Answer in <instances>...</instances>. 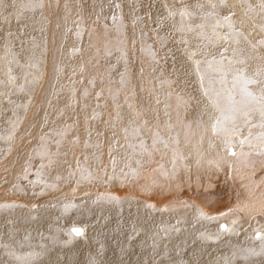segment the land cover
Here are the masks:
<instances>
[{
    "label": "bare ground",
    "instance_id": "6f19581e",
    "mask_svg": "<svg viewBox=\"0 0 264 264\" xmlns=\"http://www.w3.org/2000/svg\"><path fill=\"white\" fill-rule=\"evenodd\" d=\"M80 1L83 10L78 12L79 26L86 21V28L89 27L92 21L88 14L103 23L102 19L116 14L118 18L125 16L126 31H113L120 33L122 47L135 53L130 40L141 30L136 26L137 13L128 8V0H123L122 7L117 0ZM236 1L241 4L235 5L234 0L142 1L145 10L158 13V19L149 23L153 31V46L146 55L150 70L143 78L135 75L137 83L131 85V90L138 88L137 94L129 96L128 106L121 104L125 98L118 97L111 108L112 101L105 100L108 94L93 99L105 104L102 111L101 105L92 108L97 123L103 124L100 132H94L97 139L86 135L83 140L78 135L71 143L72 138L68 140L66 136L49 146L53 142H49L50 134L42 137V132H32L31 140L24 136L26 151L18 164L29 162L30 176H16L23 172L22 166L14 167L16 153L3 162L13 164L17 173L0 186V264H264V235L257 237L258 232L264 234V140L259 139L264 133L259 126L264 115L253 106L238 112L234 123L227 121L216 126L221 108L228 105L226 90L234 87L231 69L246 70L248 77L261 81L249 85V90L257 95L264 93V7L259 6L263 5L261 0ZM33 2L29 1L31 6ZM6 3L15 11L9 20L13 31L32 35L28 39L29 50L16 64L11 62L15 70L11 79L5 75L9 85L6 97L3 90L0 97V101L5 100L0 106V156L19 138L13 132L20 127L28 104L35 100L40 104L51 102L53 109L64 103L58 92L50 89L53 76L41 73L44 66L50 69L51 64L53 69L56 59L68 66L73 53L67 41L61 47L64 41L58 36L65 25V19L60 20L58 15L61 1L54 4L52 0H36L37 12H30L31 6L25 0ZM2 5L0 0V8ZM225 16L230 18L225 21ZM98 23H94L93 31L99 39L103 27L97 29ZM157 24L165 28L166 38L171 39L166 46L158 42L153 29ZM104 29L105 35L113 34L109 28ZM92 38L96 40L95 36ZM60 51L61 59L57 57ZM120 53L108 49L101 54L108 68L104 74L108 82L122 81L126 64ZM208 61H213L214 68L223 66L229 75L226 83L215 84L205 94L209 88V74L205 72ZM25 67L30 72L24 71ZM42 75L45 78L41 79ZM41 81H46L44 87L34 89ZM150 84H156L155 91L146 89ZM235 88L239 100V85ZM29 90L36 91V95L25 96L24 91ZM65 90L72 91L73 86L68 85ZM221 91L217 102L215 92ZM160 94L162 98L158 97ZM91 97L90 92L87 99L90 101ZM67 103L76 107L71 101ZM82 104L90 107L84 101ZM157 113L166 118L168 130L160 129ZM123 126L130 138L135 135L133 127L139 126L142 146L137 147L131 139L136 149L133 157L125 155L120 160L119 142L111 149L110 135L121 134ZM146 135L155 136L157 141ZM241 140L245 142L241 144ZM65 146L67 152L63 156L60 152ZM74 227L83 229V234L76 235Z\"/></svg>",
    "mask_w": 264,
    "mask_h": 264
},
{
    "label": "rangeland",
    "instance_id": "374dc122",
    "mask_svg": "<svg viewBox=\"0 0 264 264\" xmlns=\"http://www.w3.org/2000/svg\"><path fill=\"white\" fill-rule=\"evenodd\" d=\"M25 1H27L28 6H31L29 1H32V0H25ZM55 1H61L60 7L62 10L59 12L58 15L61 17L60 20L65 19V25H63V29L59 28L60 30H59L58 36H60V39L62 38V41H64V43L62 44L61 47H64L65 41H67V43H68L67 47L71 48L73 51V53L71 55V59H69V61H68V64L72 68L70 69L69 65L63 66V62H61V60H59V59H56L57 61H56V64L53 65V69H52L51 64H50V69L48 67L44 66L43 67L44 70L41 74H43L45 76H49V75L53 76V78H54L53 82L54 83L51 82V85L52 84L53 85L50 87V89L53 87L52 90L55 89V91L58 92V94H59L58 98L61 101H63L64 103L62 105L58 104L53 109L50 107V105L52 104L51 102L43 101L40 104L39 100H37V101L35 100V102L32 103V105L28 104V109L24 110L23 118L21 119V122L19 124L20 127H17V129L13 132L14 137L16 136L19 138L14 139V142L12 143L10 148L7 149L8 151L6 150L7 152L3 153L4 156L3 155L0 156V158H1L0 159V186L3 183H5L9 177H11L17 173V171H14V169H13V166H14L13 164L3 163V162H7L6 158L11 156L13 153H16L15 160L13 161L16 164V166H14V167L18 166L21 169V166H22V168H23V172H21V170H20L21 173L17 174L16 176H20L22 173H26L29 176L31 175V173L28 171V168L30 167L29 162L26 161V163H25V161H22L18 164L21 154H23L26 151L24 149L25 147L23 144L27 140V138L25 139L24 136L27 135L26 137L29 136V139H30V137L33 138V136H34L32 134V132L35 134L36 133L39 134L40 132H42V135H41V133L39 134V136H42V137L48 136L47 134H50L52 136H50L49 142H51V141H53V142H51L49 144V146H51L52 143H57L60 138L64 139L66 136H69L68 140H70L72 138L71 143H74L75 138L78 135L80 137L82 135V139L86 140V135H88V136L94 135V132H95V134H97L98 132H100V129L103 127L102 122L97 123V117H96L95 112H94L95 110L92 108L98 107L99 105H101V110H99V111H102L105 107V104L102 103L101 101L100 102H93L94 101L93 99L97 100L98 97L102 99L104 95L108 94L110 96L105 100L106 101H108V100L112 101L113 104H111L109 101L108 102L110 104V107L113 108L114 104L117 103L116 102L117 98L123 97L125 99L123 101H121V104L126 103V106H128L129 96L130 95L133 96L134 93L137 94L138 88L131 90L133 88L131 85L135 86L134 82H136L135 80L137 79V77H136L137 74H141V76L142 75L144 76L145 72H148L150 70V65L148 64V63H150V59L147 56L149 55V49L151 48V46H153L152 45L153 42L151 41V39H153L152 38L153 33H151V32H153V31L151 30V25L149 23H152V24L156 23V21L158 19V17H157L158 13H155L153 10L152 11L147 10V9L145 10V7H143L144 6L143 2L145 0H142L143 2L141 0H128L129 1L128 8L135 10L134 12L137 13L136 14L137 18H135V19H137V21L136 20L135 21L138 23H136L135 21L134 22L136 23V26L138 25L139 30H141L140 34H138L137 37H134V38H138V40H135L133 37H131V35H129L132 38L130 41L136 50L135 53L132 52L131 48L125 49L124 47H122V45L120 44L121 41L118 39V36L120 33L119 32L115 33L113 31V29L122 30L124 32L126 31L125 30L126 29L125 24L128 22V20H126L125 16H123V17L120 16L121 18H118V15L116 14V16L106 18V19H102L104 21V23H103L99 19H97V20L94 19L91 14L90 15L88 14V16H89L88 20L92 21V22L89 25V27L86 28V21L83 22L84 25H82V26H79V23L77 21L78 12L79 11L82 12V10H83L82 3L80 0H52V2H54V4H55ZM148 1H151V0H148ZM234 1L235 2H233V3L235 5H236V3L237 4L240 3L236 0H234ZM261 2L264 5L263 0H261ZM123 3H124V1L121 2V0H119V1L117 0V4L120 5L121 7H122ZM259 6H260V8H262L261 4H259ZM37 9L38 8L36 5V0H34L33 5L31 7H29L28 10L30 12H37ZM137 10L139 13L137 12ZM124 14H126V12ZM138 14L140 17H142V19H138V17H139ZM14 15H15V11L12 9L11 6H9L6 3V0H3L2 8H0V74H2V75H0V97L1 98L3 97V96H1L2 90L4 91V97H6L5 96L6 95L5 89L9 85V83L6 81L7 78L5 77V75L10 76L11 72H15V70H13L14 67H12L11 62L16 64L17 61L20 59L21 55L23 53H25L27 50H29L28 39L32 35L30 33H25V32L20 33L16 30L13 31L12 25H9V20ZM143 16H145V17L143 18ZM95 22H97V23L99 22L98 23L99 26L97 27V29L102 28V27L104 29L107 27L112 31L113 34L112 35H109V34L105 35L103 33V29H102L101 33L103 36L100 35V38L98 39V34L95 31H93L94 30L93 25ZM139 22H141L142 24ZM100 25H102V26H100ZM147 27L150 29L149 34L151 35V37H149L150 36L148 34L149 29ZM153 29L156 33V36H158V42L160 43V45L166 46L167 42H169L171 39L166 38L165 28L160 27L158 25V27H154ZM104 31L107 32L109 30L104 29ZM170 32L172 35L173 31L170 30ZM160 33H162V34H160ZM171 35L169 34V36H171ZM92 36L96 37L95 41H93ZM106 39L113 41V44L108 43ZM130 41L127 40V43H129ZM36 42H37V37H35V43ZM69 42H70V44H69ZM145 42H146V44H145ZM106 47L109 49L110 52H112V51L118 52L119 51V53L120 52L122 53V54L120 53L121 60L124 61L126 66L123 67V70L125 69V71H123L124 73L120 76L122 78V81H120V82H117V80H114L116 82L111 83V81L108 82L106 79L105 75H106V71H108L107 70L108 68H106L103 57H101L102 56L101 54H103V51H105V50L108 51V49ZM145 48H146V51H145ZM10 50H12V53H10ZM58 56L62 57V51H60V54L58 53L57 57ZM61 57H60V59H61ZM146 58H147V60H146ZM131 59H132V61H131ZM143 60L145 61V63ZM146 61H148V62L146 63ZM102 63H104V64H102ZM129 67H130V69H128ZM15 68H16V66H15ZM99 68H100V70H98ZM132 68L135 70H133ZM24 69H25L24 71H26V67ZM51 70H52V74H51ZM140 70L141 71L143 70L142 73L140 72ZM131 71H133L135 73H133ZM26 72H30V69ZM97 72H98V74H97ZM131 73H133L134 75ZM34 74H35V72H34ZM43 75L41 76V79L45 78V76L43 77ZM16 76L18 78V74ZM143 76H142V78H143ZM132 77H133V79H132ZM9 78L11 79V76ZM129 80H130V82H129ZM44 82H46V81L39 82L38 85H36V87L34 86V89L37 90L38 86L40 88H43L45 85ZM18 83H20V81H18ZM68 85L73 86L72 91H69V90L64 91V89ZM155 85L156 84H152V85L150 84L147 86L148 88H146V89L151 92V88H152L155 91L156 90L155 89L156 87H154ZM29 86L31 89H33L32 83H30ZM144 91H145V89H144ZM90 92L92 94V97H91L92 100L89 101L87 99V97L90 96ZM24 93H25V96L29 97L31 94H33V96H35L37 92L34 91L33 93H31L29 90L26 92L24 91ZM156 97H157V94H156ZM158 97L162 98L161 94L158 95ZM52 98H53V94L51 97H49V99L51 100ZM147 99L149 100L150 97ZM56 101L59 103L58 100H56ZM67 101H71L72 104L75 103L76 107L74 108V107H72V105L68 106ZM82 101L89 103L90 107L88 108V107H86L85 104L83 105ZM198 101L200 102V100H198ZM4 103H5V100L1 99L0 106L2 107V105ZM200 104H201V102H200ZM70 107H72V112L69 114V108ZM117 107H119V105H117ZM31 108H33V110ZM159 108H160V105H158V109ZM50 110H51V112H50ZM65 111H68V112L65 113ZM116 111H119V109H116L115 112ZM36 112H37V114H36ZM112 116H114V114H112ZM47 117L49 120L47 119ZM44 119H45V121H44ZM155 119H156L161 130H168L166 118L163 117L161 113H159V114L157 113V116H155ZM250 125H252V124H250ZM36 126H37V128H36ZM224 126H226V125H224ZM48 128H50V129H48ZM133 128L135 130V135L133 138H130V136L128 135L127 130L124 126L122 128H120V130L122 131L121 134L112 132L110 135L111 149L117 144V140L119 142V147L121 148V153L119 155L120 160L123 159L125 155H128L130 159L133 157L132 152H134L136 149L132 147L131 139H132V141H134V145H136L137 147L140 145L142 146L141 140L139 138L140 137L139 126H138V128L135 126ZM27 129H29V130H27ZM90 129H93V130H90ZM25 131H26V133H25ZM19 134L21 135V137ZM146 136L154 137V139L157 141L156 137L153 135H146ZM42 137L40 138L39 142L41 141ZM94 139H97L95 137V135H94ZM18 140H19V142H18ZM20 144H22L23 146ZM37 147H40V146L37 145ZM34 150L35 149L32 150L33 152H31V150L30 151L27 150V151H28V153L31 152V154H34ZM66 150H67V147L65 146L63 151H61L60 153H62V155L64 156V153L67 152ZM110 157H111V154H110ZM65 161H68V160H65ZM24 164H25V166H24ZM48 167L50 169L53 168V166H48ZM2 170H3V172H2Z\"/></svg>",
    "mask_w": 264,
    "mask_h": 264
},
{
    "label": "snow or ice",
    "instance_id": "6c2138e0",
    "mask_svg": "<svg viewBox=\"0 0 264 264\" xmlns=\"http://www.w3.org/2000/svg\"><path fill=\"white\" fill-rule=\"evenodd\" d=\"M224 0H221V3H223ZM215 7V5H213ZM264 7V5H262ZM230 17L225 16L223 19L227 21ZM229 29L232 30V26L228 25ZM261 43H264V41H261ZM224 51H227L225 48ZM213 61H208L207 65L208 67L205 69V72L209 74V88L206 89L205 94H209L213 86L217 83L223 85L226 83L227 77L229 75V70H226L223 66L214 68L212 67ZM221 65H223V58L220 61ZM240 63H243V60L240 61ZM233 72V80H234V87L232 89H227V101L228 105L227 108H221V116L216 121V126H221L227 121L235 122L236 114L240 112L242 109H250L253 106L259 107L261 114L264 115V93H261L260 95L255 94L254 92L249 90V85L252 84H260L261 81L256 80L254 78L248 77L246 74V70L241 69H231ZM218 77V79H214L213 77ZM203 80V77L201 78ZM235 85H239V91L241 98L239 100L236 99V88ZM223 91L221 92H215V96L217 99V102H219L220 97L222 96ZM227 111L228 115H225V112ZM260 127L264 128V122H262ZM225 131H228L227 128H224ZM234 132L235 129H232ZM259 139L264 140V133L260 134ZM245 141L241 140V144H243ZM231 141H229V145H231ZM232 155H236L235 151L231 152ZM262 154H264V150H262ZM225 230H227V225L224 226ZM72 231L76 235H82L83 229L74 227ZM261 235H264L262 233H257V237H260Z\"/></svg>",
    "mask_w": 264,
    "mask_h": 264
}]
</instances>
